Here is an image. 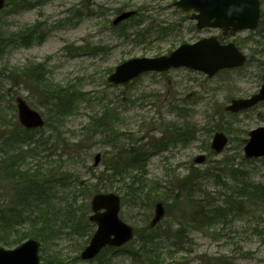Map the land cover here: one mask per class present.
I'll return each mask as SVG.
<instances>
[{"label":"rangeland","instance_id":"obj_1","mask_svg":"<svg viewBox=\"0 0 264 264\" xmlns=\"http://www.w3.org/2000/svg\"><path fill=\"white\" fill-rule=\"evenodd\" d=\"M176 1L7 0L0 12V42L4 44L0 54V160L13 157L10 163L19 164L20 171L31 168L51 179L49 214L47 204L32 206L36 223L47 221L50 229L49 235L39 232L44 239L36 238L44 264H130L124 250L105 251L101 259L92 261L80 257L96 228L89 221L95 193L92 185L105 183L106 168L126 159L108 146L114 137V145L134 144L147 155L145 177L129 170L113 180L114 192L123 201L120 217L142 234L154 216L155 204L161 202L165 215L160 234L180 227L188 232V241L174 251L168 264H264L262 201L251 204L248 215L239 216L240 210L222 224L193 228L196 205L192 198L198 195H189V189L199 186L212 193L215 201L231 193L239 197L244 187L254 191L256 198L264 195V158L244 155L249 132L264 126V103L233 115L224 110L232 98L249 97L262 85L263 39L255 30L225 37L220 29H197L190 18L193 11L182 10ZM124 11L136 14L114 25L113 20ZM261 13L264 20V0ZM210 36L239 42L247 55L246 64L211 78L200 71L176 68L145 72L127 85L108 81L122 62L166 55L183 43ZM55 89H61L60 96L72 105L52 117L50 106L43 103ZM18 97L42 113L47 124L32 130L21 126ZM108 126L107 135L104 129ZM216 131L228 137L221 153L210 147ZM12 134L29 136L22 138L25 144L13 139L10 147L3 145V139ZM97 154L101 161L94 166ZM199 155L206 160L195 164ZM12 166L10 170H15ZM66 173H73L72 179L78 177L77 189L55 185L54 179ZM5 175L0 173L3 212L16 202L17 192L16 179ZM132 179L134 188L129 187ZM52 211L57 213L55 220H50ZM87 220L91 226H85ZM22 225L18 229L25 231L26 224ZM30 238L34 237L12 247L0 246L14 248Z\"/></svg>","mask_w":264,"mask_h":264},{"label":"water","instance_id":"obj_2","mask_svg":"<svg viewBox=\"0 0 264 264\" xmlns=\"http://www.w3.org/2000/svg\"><path fill=\"white\" fill-rule=\"evenodd\" d=\"M6 0H0V11ZM176 6L185 11L194 10L191 19L196 20L198 29L219 28L224 36H234L238 31L255 30L261 17L260 0H178ZM135 11H125L118 15L114 24L131 17ZM247 56L234 42L221 43L216 36L201 38L194 43H183L169 54L157 57H135L119 64L110 74L108 81L123 84L138 77L144 72H164L172 68L185 67L201 71L213 77L222 69L236 68L245 64ZM264 101V75L260 89L249 97L233 98L225 106L227 112L239 113ZM20 123L27 128L44 125L40 112L31 108L27 102L17 98ZM228 143V137L222 131L215 132L211 148L221 153ZM246 158L264 157V126L249 132V139L244 146ZM205 155L194 159L202 164ZM101 155L94 158V166L99 165ZM92 214L90 220L97 224L89 244L84 248L81 257L90 260L96 257L106 246L120 247L134 238V229L124 222L119 212L121 198L116 193H97L91 200ZM165 208L161 202L155 204V214L150 226L155 227L164 217ZM40 242L28 239L14 248L0 246V264H41Z\"/></svg>","mask_w":264,"mask_h":264},{"label":"trees","instance_id":"obj_3","mask_svg":"<svg viewBox=\"0 0 264 264\" xmlns=\"http://www.w3.org/2000/svg\"><path fill=\"white\" fill-rule=\"evenodd\" d=\"M162 32L165 31L162 30ZM255 32L261 35L264 43V20L260 21V24ZM28 37L33 38V34L29 33ZM237 45L239 46V42L237 43ZM3 47L4 44L0 42V54L3 51ZM128 83H125L124 85H127ZM60 92L61 89L60 91H57L56 89L52 92L50 91L49 96L46 97L45 102L43 103L46 107L50 106L51 109L48 110V114L52 117L59 116L60 113H62L63 107L65 106L67 110H70L72 105L68 99L60 96L62 95ZM109 129L110 126L104 129L107 135L109 133L107 132ZM22 131L26 132V130ZM110 133H113V131H111ZM28 136V134H25L24 137L12 134L11 136H9V139H3V145H8V147H10L12 145V142L15 141L13 139H18L21 142L20 145L25 144V141H23V139H28ZM114 140H117V137H114L112 141L109 140L108 146L113 148L116 155H119L120 158H123V160L124 158L126 159L124 161H120L121 163L123 162V165L121 163H113L111 166L107 168L105 167V172L108 174L107 176H104L105 183L101 184V186L93 184V192L95 193L114 191L115 185L113 183L115 181L113 180H116V178L123 176L125 171L133 170L136 172V174H138L136 176L139 178L145 177V174L147 172L146 153L142 152L134 144H121V146H119L118 142L114 145ZM10 141L11 143H9ZM31 143L32 142L29 141L27 145H30ZM44 143H46V141H44ZM8 159L9 161H7ZM13 160V157L6 158V156H4L3 159L0 160V173L2 175L7 174V177L16 179L17 182V185L15 187V189L17 190L16 202L6 210L7 212L5 211L6 213L0 211V244L6 245L8 247L15 246L28 237L44 239L45 236H43L39 232H46L47 235H49L50 229L47 230V221L42 220V224L38 225L36 222H39V220L37 217L33 216L32 208H36V205L38 206L40 204H47L46 211L48 209L51 210L49 208V201L53 198V196L48 193V185L50 184L51 180L50 178L39 176V173L36 170L31 172V168L20 171L19 164L10 163L14 162ZM12 165H14L15 170H10V167H13ZM72 174L70 175L69 173H66L59 178L54 179V181H56L55 185L61 186L66 189H77L76 187H78V177L75 176V179H72ZM75 183L77 184V186L74 187ZM135 183L136 181L132 179L129 183V187L134 188L133 184ZM189 192V195H193L194 193L198 195L196 198H192V202L196 205L193 212L194 217L191 223L193 225V228H211L215 224H222L228 219V217L230 218L233 216H237V212H239L240 210L241 213H239V216L242 217L244 215H248L250 214V205L254 202L260 203L262 201L263 203L261 205L264 206V195L261 194L256 198L254 191L245 187L243 193H241V196H234L235 193H231L224 196L223 199H217V201H215L216 199L211 198L212 193H208L206 190L204 191L200 186L193 191H190L189 189ZM72 193L74 194V191H72ZM135 193L136 194L134 196L140 199L141 194L137 193L136 191ZM145 200L149 203V197H147V199ZM47 213L49 214V211H47ZM50 213V220H55L54 215L57 213H55V211H52ZM54 222L57 223L56 221ZM23 223H25L27 227L25 231L18 229L19 226L21 228L24 227V225H22ZM86 225L91 226L88 220L85 226ZM85 226L84 228L86 229ZM159 230V225L153 229L146 226L142 234H139L138 229H135L136 237L131 243L122 248L107 247L98 256V258L101 259L105 251L115 252L116 254L119 251L124 250L127 254V257L130 259V264H168L167 260L173 256L174 251L182 249L183 245L186 243V241H188V232L181 227L174 231H171V228H168V230H165L164 234H160ZM51 232L53 231L51 230ZM51 235L53 234L51 233ZM54 235L57 236L55 232ZM162 235L165 237V239H163L164 237ZM162 239L164 240L163 242L161 241Z\"/></svg>","mask_w":264,"mask_h":264}]
</instances>
